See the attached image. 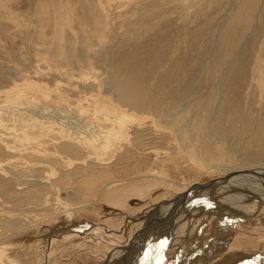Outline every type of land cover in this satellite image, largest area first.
<instances>
[{
	"label": "rangeland",
	"instance_id": "obj_1",
	"mask_svg": "<svg viewBox=\"0 0 264 264\" xmlns=\"http://www.w3.org/2000/svg\"><path fill=\"white\" fill-rule=\"evenodd\" d=\"M240 2L0 0V253L24 254L26 264H131L128 249L144 236L145 212L225 176L212 169L217 164L264 165V139L252 143L264 128V0L248 29L238 24L229 32ZM124 78L143 85L147 111L159 110L125 106ZM115 120L123 130L104 169L83 160L85 149L58 152L75 132L94 137L99 123ZM198 154L210 160L199 162ZM146 172L158 182L140 193ZM114 179L132 193H99ZM253 190L264 195V185ZM205 196L174 207L187 204L180 219V211L166 219L164 211L153 237L135 247L132 264H264L261 251L236 243L241 235L264 237V202L258 208L255 200L237 201L245 212L229 195L222 205L233 217H226L223 207H210L220 199ZM68 207L82 227H67L69 216H56L61 210L54 223L31 226L36 215L47 217L45 208ZM12 221L24 227L12 229ZM164 231L178 234L180 244L161 252ZM190 247L200 254L175 257Z\"/></svg>",
	"mask_w": 264,
	"mask_h": 264
},
{
	"label": "bare ground",
	"instance_id": "obj_2",
	"mask_svg": "<svg viewBox=\"0 0 264 264\" xmlns=\"http://www.w3.org/2000/svg\"><path fill=\"white\" fill-rule=\"evenodd\" d=\"M258 1L259 0H241L240 2V5H239V8H238V11L237 13L235 14L234 18L231 20L230 22V25L228 27V30L229 32H231L232 30H235L236 26L238 24H241V30H245V29H248L250 27V23H251V19L253 17V14H254V11L255 9L257 8V5H258ZM260 4V3H259ZM230 36V35H229ZM132 78V76H131ZM122 83V82H121ZM119 84V83H118ZM143 84V83H142ZM123 85L124 86H128L127 89H123ZM122 86H119V91L121 92V101L124 102V105L125 106H130V110H135L137 112H142L144 111V114H148L149 112L151 111H154V110H159L157 108L159 107H156V105H152V108H149L151 111H147L146 109L147 108V103L145 102V97H143V95H145V92H144V89H143V85H140V84H137V85H131V83H129L128 79L127 78H124V84ZM184 92V90H183ZM185 94V92H184ZM148 98V97H147ZM159 99V98H158ZM157 102V101H156ZM159 104V103H158ZM230 105V104H229ZM117 108V107H116ZM144 108V109H143ZM53 110V109H52ZM104 111V110H103ZM140 112V113H141ZM105 113V112H104ZM124 115V114H123ZM163 116V115H162ZM236 116H238L236 114ZM54 118V117H53ZM120 118V117H119ZM99 119V118H98ZM116 119H118L116 117ZM119 120V119H118ZM121 120V119H120ZM119 120V121H120ZM106 121V120H104ZM221 121V120H220ZM240 121V120H239ZM60 122V121H59ZM57 122L58 124H61ZM99 123V122H98ZM158 123L160 124V122L158 121ZM253 123V121L251 119H248L245 121V124L246 125H251ZM263 123V122H262ZM261 123V124H262ZM65 124V122L63 123ZM122 124V122H121ZM126 124V122H125ZM162 124V123H161ZM210 124V123H209ZM120 125V122H118L117 120H115V122L110 123L109 126H104L102 123H99V127L100 128H103L102 131L99 132V134H97L96 136L94 137H89L87 139L83 138V132L80 130L78 132H75L73 134V138L71 140H68L64 143H61L62 145L58 148V152H61L60 155L64 152H68V153H73V151H77L78 149H85V155H84V161H87L88 159L90 160H93V165L94 166V169L98 170V169H104L105 167H101L103 164H107L108 165V160L112 159L115 152H116V149L115 148V145L114 144H117L115 143V139L119 138L120 135L122 134V126H119ZM64 126V125H63ZM66 126V125H65ZM77 128V129H78ZM62 130V129H61ZM77 131V130H76ZM73 133V132H72ZM89 136V135H88ZM66 137V136H65ZM67 138V137H66ZM261 139H264V128L260 127V129L258 131H256L255 133V136L253 137L252 139V143H257L256 141H261ZM121 142V141H120ZM259 143V142H258ZM251 144V143H250ZM59 145V144H57ZM73 145V146H72ZM119 145V144H118ZM183 146L186 147V145L183 144ZM182 147V146H181ZM38 148V147H37ZM57 149V148H56ZM193 149V147H192ZM38 150V149H37ZM41 150V149H40ZM54 151V149H53ZM191 151V150H190ZM83 152V151H82ZM49 153V152H48ZM122 153V152H121ZM45 154V153H44ZM47 154V153H46ZM51 154V153H50ZM58 154V153H56ZM52 155V154H51ZM64 155V154H62ZM70 155V154H69ZM83 154H81L82 156ZM191 155V154H190ZM203 155V154H201ZM200 154H198V161L199 162H205L207 160H210L209 159V155L208 157H201ZM80 156V155H79ZM80 156V157H81ZM193 158L195 157L194 154L192 155ZM207 156V155H206ZM56 159V155L54 156ZM53 157V158H54ZM59 157V156H58ZM80 159V160H81ZM97 159V160H96ZM223 159V158H222ZM59 160V159H58ZM61 160V159H60ZM67 160V159H66ZM75 160V159H74ZM79 160V159H77ZM68 161V160H67ZM80 162V161H79ZM224 162V161H223ZM117 164V163H116ZM97 165V167H96ZM214 165V164H213ZM225 165V166H224ZM104 166V165H103ZM106 166V165H105ZM228 165L227 164H217L215 166H212V169H216V170H222V169H225L227 171L226 173V177L225 176H221L220 178H217V179H213L209 182H207L206 184L202 185V186H197V185H194L191 189H189L188 191H186L185 193H183V195L177 197V198H174L172 199L171 201H168V202H162V203H159L157 205L156 208V211H153V212H145L144 213V219L147 218L146 220H144L146 222V225L144 224V236L141 239V241H139L138 244H136L137 242H135V244L133 246H130L129 247V251L130 252H133V253H126L129 257L126 261H128L129 259L131 260V264L132 262H134V251H135V247H139V245L141 243H144V240H146L148 237H153V234H151L152 231L155 232V228H158L160 225H161V222L163 221V217H162V213L164 211H168L169 213H167V216H165V219L168 217V216H172L176 214V211H180L181 213L179 214L178 218L180 219L181 217H184L183 216V212L186 211V207H187V204L185 205V207H180L179 209L175 210L173 209L174 207H177L178 205H181L179 203H184V202H187L189 199H195L196 196L198 194H201L202 196L206 195V201L207 199H209L208 197L210 196H214V197H217L216 199L217 200H223V201H217L216 203H214L213 201L209 200V202L211 201L212 204L210 205V207H213L215 208V205L216 206H221L223 207L220 211L221 212H224L226 211L227 213L224 214L226 217H233L232 214L230 215V212L225 208L226 206L225 205H222V204H229L227 203V197L229 195H232L233 196V199L234 202H232V206L233 204H238V202H241V201H245L246 200H255L254 203H256V206L258 208H260V206H262L263 202H264V195H258V190L257 191H254V186L255 187H260L262 185H264V165H256V166H251V167H242V168H237V167H227ZM214 167V168H213ZM55 168V167H54ZM210 169V168H209ZM151 173V172H150ZM149 172H146L144 173L143 177H144V182L142 183L141 185V191H138V192H144L147 190V188L149 187L150 184H155L157 183L158 181H156L155 179H157L156 177H151L152 173L150 174ZM154 173V172H153ZM156 174V173H155ZM164 174H162L161 178L162 179H165L167 181H171L168 177L166 176H163ZM142 177V178H143ZM225 177V178H224ZM129 179V178H128ZM134 179V177L132 178ZM124 182L123 179L121 180H117V179H114V180H109L107 181L106 183H104L100 188H99V193H102V194H105L106 197H108L109 195L111 194H114V193H117V192H123L122 193H129L131 194L133 190H129V186H126L125 183H122ZM172 182V181H171ZM238 185L237 187H233V188H226V190H223V187H225L226 185ZM37 185V184H36ZM39 186V185H38ZM41 186V185H40ZM44 186V185H43ZM230 187V186H229ZM40 188H43V187H40ZM217 188V189H216ZM19 189V188H17ZM150 189V187H149ZM263 189V188H261ZM21 190V189H20ZM35 191V190H34ZM39 191V190H38ZM224 191V192H223ZM25 192V191H24ZM28 192V191H27ZM42 192V191H41ZM148 192V191H147ZM150 192V191H149ZM228 192V196H226L225 194V197L222 196V193H226ZM32 193V192H31ZM264 193V192H263ZM33 194V193H32ZM41 194V193H39ZM149 194V193H148ZM30 195V193H29ZM27 197V195H25ZM43 197V196H42ZM262 197V198H261ZM37 199L39 198L36 197ZM198 198V197H197ZM213 199V197H211ZM239 198V199H238ZM261 198V199H260ZM23 199V198H22ZM34 199V198H33ZM32 199V200H33ZM204 199V198H203ZM232 199V197H231ZM241 199V200H240ZM25 200V199H23ZM35 200V199H34ZM44 200V199H43ZM26 201V200H25ZM24 201V203H25ZM45 201V200H44ZM126 201V200H125ZM194 201V200H193ZM238 201V202H237ZM208 202V201H207ZM226 202V203H225ZM23 203V202H22ZM35 203V202H34ZM33 203V204H34ZM244 203V202H242ZM37 204V202H36ZM40 204V203H39ZM37 204V206L39 205ZM44 204V203H42ZM41 204V205H42ZM85 204V203H84ZM177 204V205H176ZM39 205V206H41ZM45 205V204H44ZM42 205V206H44ZM89 205L88 203H86V205L84 206H87ZM208 205V204H207ZM209 206V205H208ZM240 207L239 208H242L245 212L249 210L244 208L242 205H239ZM79 207V206H78ZM154 208V207H153ZM171 208V209H170ZM236 209H238V207H236ZM264 209V208H263ZM46 210L44 212V214L46 213L47 214V217L44 218V220H41V218H38V215H36V219L35 220H32V221H35L36 223L35 224H31V226L33 228L37 227L38 225L44 223L45 221H50V222H53V216H55L56 213H58L59 211L58 210H61L58 214H56V216L58 215H61V214H66L68 215L69 217L67 218L68 221L65 222L67 225V227L71 226L72 224L73 225H79V227H82V224L84 223L82 221L81 218L77 217V215L75 214V211H74V208L72 207H68V208H49V209H44ZM215 210V209H214ZM260 210V209H259ZM237 211V210H234V212ZM17 212V211H16ZM87 212V211H86ZM52 213V216H49L50 214ZM147 213V214H146ZM219 213V212H217ZM233 213V212H232ZM5 214V213H4ZM43 214V213H42ZM157 214V215H155ZM159 214V215H158ZM234 214V213H233ZM238 214L237 212L235 213V215ZM22 215V214H21ZM28 214H26L27 216ZM141 215V214H140ZM177 215V214H176ZM5 216V215H4ZM16 216V214H15ZM55 216V217H56ZM79 216V215H78ZM23 217V216H22ZM21 217V218H22ZM28 217V216H27ZM30 217V215H29ZM33 217V215L31 216ZM54 217V218H55ZM151 217V218H150ZM160 217V219H159ZM11 220V219H10ZM26 220V219H25ZM24 220V221H25ZM28 220V219H27ZM172 221V222H171ZM170 222L168 221L169 225V232H173L174 230V227L172 226V224L174 223L173 221L174 220H171ZM167 223V221H165ZM164 222V223H165ZM18 223V224H17ZM10 222V228H14L15 226L19 225L20 222ZM52 223V224H53ZM23 224V223H22ZM20 223V228L21 226L24 227ZM25 224V223H24ZM56 224V223H55ZM157 226V227H156ZM28 228V227H27ZM26 228V229H27ZM25 229V228H24ZM47 229V228H46ZM163 229V228H162ZM165 229V228H164ZM10 230V229H9ZM16 230H19V229H16ZM15 230V231H16ZM22 230V229H21ZM34 230V229H33ZM36 230V229H35ZM20 232V230H19ZM41 232V231H40ZM23 232H20L19 234H22ZM143 233V232H142ZM166 231L163 232V236H161V252H163L165 250V248L169 247V248H172V247H175L177 246L179 243V241H176L174 240L175 238L177 239L178 237V234L177 235H172L170 233V235L173 236V240L171 243L168 242L167 238L170 237V235L165 234ZM26 235V234H25ZM24 235V236H25ZM140 235V234H139ZM167 235V236H166ZM22 236V235H21ZM166 236V237H165ZM9 238V237H7ZM238 238V237H237ZM240 240L239 242H236V243H240V245L238 246V248H242V249H245V250H248L249 252L250 251H261L262 254H264V237H259V238H253V237H250V236H247V235H241L240 237ZM136 239V238H135ZM139 239V238H138ZM143 239V240H142ZM18 240V239H17ZM20 240V238H19ZM178 240V239H177ZM137 241V240H136ZM133 242V241H132ZM168 243V244H167ZM235 243V242H234ZM167 245V246H166ZM16 246V245H15ZM19 246V245H18ZM231 247V246H229ZM15 248V247H13ZM234 249V248H233ZM14 250V249H13ZM25 250V249H24ZM125 250V249H124ZM128 251V252H129ZM237 251V250H235ZM1 252V251H0ZM137 251H135L136 253ZM181 252V251H180ZM11 253V252H10ZM234 253V252H233ZM231 252V254H233ZM21 254V253H19ZM23 254V253H22ZM138 254V253H136ZM157 254V253H156ZM200 254L196 247H190L189 249L187 250H184L182 254H180L178 252V254H176L177 258H180L181 257H186L188 256L189 258L190 257H195V255H198ZM24 255V254H23ZM23 255H18V257H10L7 253H0V264H26L27 262H25L24 260H22L23 258ZM158 255V254H157ZM156 255V257H158ZM21 256V257H19ZM27 256H30V255H27ZM32 256V255H31ZM122 256V255H120ZM139 256V254H138ZM144 256V255H143ZM143 256H141L142 259ZM207 255H205L206 257ZM114 257L116 256H113L111 257L110 261L111 262H114L112 261L114 259ZM124 257V255L122 256ZM30 258V257H29ZM119 258V257H118ZM139 258V257H137ZM160 258V257H158ZM173 258V257H172ZM126 259V258H125ZM142 259H139L140 261ZM171 259V257L169 258ZM115 260V259H114ZM121 260V259H120ZM119 260V262H120ZM160 260V259H159ZM109 261V260H108ZM122 261V260H121ZM136 261V260H135ZM138 261V259H137ZM139 261V262H140ZM161 261L163 262L162 264H170V262H168L169 260L166 259V261H164V258L161 259ZM171 261V260H170ZM110 263V262H109ZM118 263V261L116 262ZM153 262H151L152 264ZM158 263V261H157ZM105 264H108V263H105ZM161 264V263H160Z\"/></svg>",
	"mask_w": 264,
	"mask_h": 264
}]
</instances>
